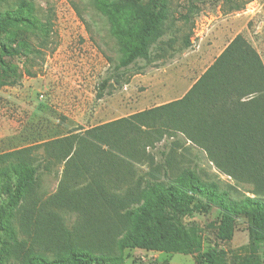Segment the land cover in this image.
Listing matches in <instances>:
<instances>
[{"label":"rangeland","instance_id":"374dc122","mask_svg":"<svg viewBox=\"0 0 264 264\" xmlns=\"http://www.w3.org/2000/svg\"><path fill=\"white\" fill-rule=\"evenodd\" d=\"M161 1L163 34L150 45L148 59L122 68L148 0H0V12L21 4L22 14L35 22V28L7 24L8 32L0 34V45L16 51L6 56L0 49L5 63L0 67V156L181 99L237 36L264 67V0ZM155 126L160 136L123 130L124 144L132 141L134 150L119 167L107 159L58 161L43 147L30 151L27 162L37 167V178L11 212V231L0 227V264H25L36 254L50 259L69 244L97 253L108 248L121 254L122 264H195V254L114 248L124 207L111 195L136 194L152 181L151 174L163 180L169 166L170 176L189 168L234 199L254 197L253 185L219 170L203 148L170 128L166 116ZM100 148L110 151L108 145ZM14 162L15 157H0V169L9 170L12 181ZM7 198L0 186V203ZM221 215L211 205L184 218L197 230L201 252L216 246L230 261L264 262L263 245L249 247L248 216L236 217L232 238L220 241Z\"/></svg>","mask_w":264,"mask_h":264},{"label":"trees","instance_id":"16d2710c","mask_svg":"<svg viewBox=\"0 0 264 264\" xmlns=\"http://www.w3.org/2000/svg\"><path fill=\"white\" fill-rule=\"evenodd\" d=\"M22 10L19 4L13 11L0 12V34L8 32L6 25L10 23L35 28L33 18L24 16ZM164 10L163 1L148 0L137 42L126 49L119 67L127 68L138 59H148L150 45L163 34ZM0 49L2 55L16 54L5 44L0 45ZM0 67H5L1 58ZM111 78H104L102 87H106ZM162 116L167 117L172 130L203 148L219 170L250 182L255 196L231 198L215 182L203 181L189 168L170 176L172 168L168 165L163 170V180L151 174L152 181L138 193L130 191L123 198L111 195L124 207L120 215L122 231L112 246L119 252L130 246L148 251L195 254V264H264L248 258L230 261L225 251L216 246L201 252L197 230L184 222L188 215L204 211L211 205L217 206L222 213L217 238L228 241L233 236L234 219L248 216L251 225L249 247L256 250L263 245L264 251V198L260 197L264 196V67L256 51L240 36L218 55L181 99L112 120L81 134L2 154L3 159L15 157L17 162L11 165L16 175L14 181L9 170L0 169L3 175L0 186L8 193L7 200L0 203V227L11 231V212L20 206L26 190L36 181L38 169L27 162L30 151L43 147L47 156L58 161L76 157L107 159L119 167L120 161L132 156L134 150L132 141L124 144L123 130L135 128L146 138L160 136L155 124ZM102 145H108L110 151H103ZM97 150H102V154ZM197 196L204 197L205 202L197 201ZM97 251L69 244L53 258L31 255L25 264L123 263L121 254L108 248Z\"/></svg>","mask_w":264,"mask_h":264}]
</instances>
